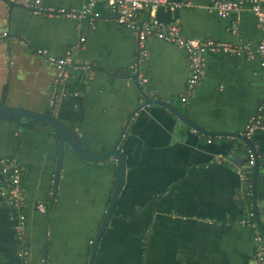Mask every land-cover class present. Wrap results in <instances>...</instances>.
I'll return each mask as SVG.
<instances>
[{"label": "crops", "instance_id": "1", "mask_svg": "<svg viewBox=\"0 0 264 264\" xmlns=\"http://www.w3.org/2000/svg\"><path fill=\"white\" fill-rule=\"evenodd\" d=\"M11 1L15 4L0 0V102L51 110L96 153L120 141L127 154L126 184L96 264H259L255 234L262 229L253 220L254 165L246 161L250 147L234 136L196 131L155 103L142 107L148 100L133 75L140 70L147 95L176 104L202 128L244 135L252 118L260 116L264 123L261 58L208 53L206 76L195 96L183 103L190 59L178 44L150 38L147 56L141 57L137 33L117 23L104 3L93 7L101 16L92 23V15L69 19L56 12L36 13L28 7L31 0ZM212 1L193 0V6L177 10L161 7L157 15L179 20L187 39L253 47L261 42L264 22L254 13L224 18L208 8ZM44 3L77 12L87 4ZM235 19L238 34L231 29ZM75 46L70 77L51 106L58 71L38 50L62 57ZM250 137L260 163L257 197L264 223V127ZM59 139L46 125L33 128L0 119V157L16 158L24 168L32 264H88L118 163L85 161L68 149L54 197ZM236 156L242 166L230 161ZM37 202L45 203L46 211L38 210ZM14 227L15 212L0 193V264H19Z\"/></svg>", "mask_w": 264, "mask_h": 264}, {"label": "built area", "instance_id": "2", "mask_svg": "<svg viewBox=\"0 0 264 264\" xmlns=\"http://www.w3.org/2000/svg\"><path fill=\"white\" fill-rule=\"evenodd\" d=\"M86 5L82 11H69L65 8L55 9L44 3V0H31L28 7L36 13H59L69 19H82L90 15L93 21L100 17L99 12H94L93 7L97 3H104L111 14L117 15L114 19L120 25L134 30L139 39L140 55L147 56L148 50L146 44L150 38H160L186 49L190 59V74L187 80L185 92L181 95V101H188L195 96L198 86L206 76L208 53L225 52L229 54L245 53L249 58L259 56L263 68L264 78V37L256 46L250 43H232L224 41H214L211 39H187L182 36L181 24L179 20L166 21L158 17L157 12L161 7H168L171 10H177L184 6H193V0L174 2L172 0H85ZM210 10L215 11L221 17H229L232 14H239L242 11L254 13L259 21L264 22V0H213L208 5ZM145 12L149 13L147 17ZM232 32L238 34L239 21L233 20L231 25ZM85 36L81 37V42L85 41ZM77 46L70 48L62 57H56L48 54L45 50H38V53L58 71L55 83L54 93L50 100L51 106L58 102V95L62 93V87L66 85L70 77V68L74 61V54ZM147 79L142 77L140 84H145ZM264 123L261 117L252 118L247 126V135L259 128H263ZM252 157V154H251ZM253 157L250 164L253 165ZM0 193L6 198L7 204L15 212V231L19 239V264H32V253L28 244L29 227V198L27 187L24 181V168L16 158L0 157ZM36 208L40 211H46V204L37 202ZM258 228V227H257ZM260 229V228H258ZM255 241L257 243L255 257L259 264H264V235L261 230L256 231Z\"/></svg>", "mask_w": 264, "mask_h": 264}, {"label": "water", "instance_id": "3", "mask_svg": "<svg viewBox=\"0 0 264 264\" xmlns=\"http://www.w3.org/2000/svg\"><path fill=\"white\" fill-rule=\"evenodd\" d=\"M10 4H15L14 1L7 0ZM134 79L140 84V70H137L134 73ZM140 91L143 94V96L148 100L145 102L143 106L149 103H155L159 106H162L174 113L184 124L191 127L192 129L199 131L201 133H205L210 136H221V134H226L228 136H234L245 143L250 147V151L247 153V159L246 161L250 162L251 158L253 157L254 163V177H253V203H254V214L256 217V221L260 228L262 229L264 233V223L261 219L260 215V209L258 207V197H257V184H258V177H259V169H260V163L258 161V156L256 153L255 146L251 140V137L247 135V133L243 134H233V133H216L208 131L204 128H202L200 125H198L189 115H187L184 111L180 109L179 106H177L174 103L164 101L161 99H156L154 97H151L147 95L144 91L143 85H139ZM0 119L13 121L15 123L24 125L26 127H33L37 128L39 123H47L50 127H52L59 135V149H58V156H57V164H56V174H55V185H54V197L56 196V193L58 191L61 175H62V169L64 164V158L66 151L68 149L72 150L76 155H78L81 159L89 162H97L102 163L109 159H115L118 163V173H117V179L115 183V188L113 195L111 197L110 204L108 206V209L106 211V214L104 216V219L102 220L98 231L92 241L91 244V251L89 256V262L88 264H96L97 262V255L100 247V243L108 230L110 223L115 215L116 207L120 198V195L122 193L123 187L126 184L127 180V154L123 151L119 143H117L114 147L103 151L102 153H96L91 149V147L88 145L87 141L83 138L81 133L73 128L68 123L64 122L60 117L55 115L52 111L50 113L45 112H38L33 111L21 107H14L9 106L4 102H0ZM45 125V124H44ZM44 125H40V127H44ZM252 154V157H251ZM241 159L240 156L231 157L230 161L234 163H239V160ZM239 166H242L241 163L238 164Z\"/></svg>", "mask_w": 264, "mask_h": 264}, {"label": "trees", "instance_id": "4", "mask_svg": "<svg viewBox=\"0 0 264 264\" xmlns=\"http://www.w3.org/2000/svg\"><path fill=\"white\" fill-rule=\"evenodd\" d=\"M51 112V110H49V113ZM41 124H45L49 129H51V130H53V131H55L52 127H50L47 123H44V122H42V123H39L38 125H41ZM56 132V131H55ZM250 163V162H249ZM251 173V172H250ZM28 211H29V208H28ZM28 214H29V212H28ZM253 220L254 221H256V217H255V214H254V217H253ZM263 233V232H262ZM264 235V234H263Z\"/></svg>", "mask_w": 264, "mask_h": 264}]
</instances>
